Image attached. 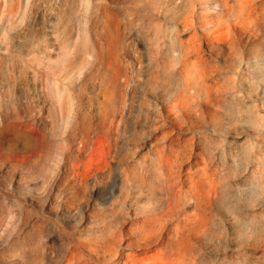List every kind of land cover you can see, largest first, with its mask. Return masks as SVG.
<instances>
[{
  "label": "rangeland",
  "instance_id": "obj_1",
  "mask_svg": "<svg viewBox=\"0 0 264 264\" xmlns=\"http://www.w3.org/2000/svg\"><path fill=\"white\" fill-rule=\"evenodd\" d=\"M191 3L194 11L186 26L181 16ZM105 9L118 18L112 34L104 26ZM184 45H189L193 62L187 71L196 77L193 86L199 87L190 90L188 108L170 110L183 71ZM157 62L164 82L153 88L147 80ZM107 73L115 76V85ZM55 86L61 89L62 111ZM103 93L113 128L123 135V148L129 144L139 153L166 128L211 135L207 145L225 178L203 204L207 226L192 218L185 231L192 251L189 264H264V0H0V128L6 122H22L25 128L9 131L2 139L8 153L0 154V187L16 193L20 179L24 188L42 190L49 184L50 189L55 178L60 191L69 190L62 181L71 152L57 151L56 143L69 137L77 115L98 111L94 96L103 98ZM154 124L159 128H151ZM244 124L251 130L242 144L229 142L227 136L240 133ZM136 125L142 129L138 135ZM40 136L46 139L37 152ZM21 151L27 156L16 160ZM114 163L117 159L112 160L115 169ZM99 174L89 179L88 198L64 209L60 223L69 231L80 213L95 210L102 216L118 191V178L108 190L96 188ZM155 186L157 192L151 190L147 201L166 214V185L161 179ZM104 191L107 196L101 199L98 194ZM187 195L182 191L177 211L166 215L164 236L144 238L131 231L124 238L132 246L117 245L116 251L151 249L158 254L157 245L176 237L177 223L194 211ZM141 211L140 205L126 201L109 214L107 224L128 226ZM0 223V264H65L67 243L49 227L41 237L26 230L18 207L0 203ZM102 254L95 256L96 264L108 262L109 256ZM154 254L132 261L164 264Z\"/></svg>",
  "mask_w": 264,
  "mask_h": 264
},
{
  "label": "bare ground",
  "instance_id": "obj_2",
  "mask_svg": "<svg viewBox=\"0 0 264 264\" xmlns=\"http://www.w3.org/2000/svg\"><path fill=\"white\" fill-rule=\"evenodd\" d=\"M193 11L194 5L191 3L187 12L181 16L183 25L188 26L190 24ZM117 22L118 18L111 9H105L104 26L111 34L114 32ZM110 40H113V37ZM184 46L186 47L183 51L184 59L180 60L179 66L184 72L179 69L180 83L175 86L176 91L174 92V100L170 110L188 108L190 90L199 87L198 85L196 87L193 86V81L197 82L196 77L192 79L190 72L187 71L190 68L189 63L193 62L191 53L188 51L189 45ZM156 64L155 72L147 80V85L153 88L161 87L164 82L160 72L162 66L159 62ZM107 75L109 82L115 85L117 81L115 76L110 73H107ZM54 89L57 95L58 108L62 111L61 89L58 86H55ZM102 96L104 100L99 95L94 96L95 103L93 105L95 108L97 107L98 111L93 110L92 112L77 115L75 117L76 123L71 129L69 137L56 143L57 151L67 149L71 152V165L66 172V180L62 181L63 185L64 182L67 184L69 190L66 192L60 191L61 182L55 178L50 183V189L47 183L48 189L44 188L42 190L24 188L22 187L25 185L24 181L18 179L16 180V184H18L16 193L14 191L5 192L0 187V203L9 205V207L16 206L20 209L22 218L27 223L26 230L35 231L41 237L49 227L63 243H67L68 250L65 264H96L95 256L99 257L100 251L103 256H109L106 264H134L135 260L144 259L154 253L151 249L139 250V253L134 254L129 252V250L123 249L122 253H118L116 251L117 245H128L131 247V241H125L124 238V235H128V232L131 231H135L138 236L144 238L155 237L160 234L164 236L165 234H162L161 230L165 225V217L168 213L173 215L177 211L181 192L185 191L189 195H187L186 203L193 206L194 211L188 213L187 220L177 223L176 237L161 241L157 245L158 254H154V256L162 259L164 264H189L187 260L191 257L192 251L188 247L185 231L189 227L192 218L198 219L196 224L201 227L205 228L207 226L203 204L208 202L210 194L222 187L225 178L223 168L213 162V156L207 145L209 144L207 141L212 138L211 135L207 132L195 135V133L181 134L169 128L160 129L155 133L154 137L147 141L148 145L142 151L136 153L131 151L129 144L126 148H123L120 144V139L123 138V135L113 128L114 119L107 111V94L103 93ZM158 119V117L154 118L156 121ZM12 123L6 122L0 128V154L8 153L2 145V139L5 134H9L8 132L12 130L24 132L25 128L21 125L22 122L17 126ZM151 128L156 130L159 127L154 124ZM249 130H251L250 126L244 124V128L240 133L234 132V134H230L227 136V140L240 145ZM134 131L138 135L142 132V129L137 126ZM45 139L40 136V142L37 146L35 144L37 152L44 146ZM260 153L264 154V150ZM27 154V151H21L16 156V160H22ZM7 159H9V156H7ZM114 159H117V165L114 163L116 165L115 169L112 164ZM10 164L12 163L10 162ZM43 171H45L44 168ZM94 173H100L95 178V186L99 190L112 188L113 181L117 178L119 189L105 207V212H103L102 216L96 213L97 211L95 210L88 211L86 215L85 213H80L77 218L78 222L74 225L75 229L69 231L60 223V220H65L62 215L64 214V209L77 207L85 201L89 179ZM161 179L164 181L166 192L168 193V210L166 214L157 212L149 205L150 201H147L151 190L154 189L157 192L158 188H155V184H158ZM98 195L101 199H104L107 196V192H99ZM126 201L140 205L142 207L141 213L136 214V218L128 226H109L107 224L109 214L116 211V208ZM14 209L12 207L8 210L13 211ZM49 212L54 213L55 217L50 216ZM100 223H104V225L100 226ZM0 228H4L3 223H0ZM91 240H94L93 244L90 243ZM134 257L135 260L132 261Z\"/></svg>",
  "mask_w": 264,
  "mask_h": 264
}]
</instances>
